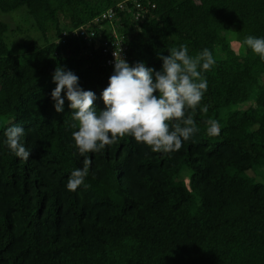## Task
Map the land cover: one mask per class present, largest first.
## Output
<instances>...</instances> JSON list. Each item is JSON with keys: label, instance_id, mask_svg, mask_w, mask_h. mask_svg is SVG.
<instances>
[{"label": "trees", "instance_id": "trees-1", "mask_svg": "<svg viewBox=\"0 0 264 264\" xmlns=\"http://www.w3.org/2000/svg\"><path fill=\"white\" fill-rule=\"evenodd\" d=\"M19 9L31 26L15 21ZM1 14L0 264H264V182L255 172L264 168V58L243 44L264 38V0H0ZM31 29L39 36L19 38ZM116 43L129 66L155 71L173 47L211 51L196 131L170 153L120 137L85 154L89 174L69 191L84 156L66 98L55 111L52 75L72 71L102 111ZM208 120L219 135L208 134ZM13 125L25 130L27 161L5 144Z\"/></svg>", "mask_w": 264, "mask_h": 264}, {"label": "clouds", "instance_id": "clouds-1", "mask_svg": "<svg viewBox=\"0 0 264 264\" xmlns=\"http://www.w3.org/2000/svg\"><path fill=\"white\" fill-rule=\"evenodd\" d=\"M243 44L264 58V38L249 35ZM113 56V74L101 93L105 108L99 112L94 107L95 93L79 87V78L72 71L57 66L52 75L56 85L51 92L55 111H63L66 98L75 121L71 127L78 128L72 137L84 156L83 167L74 169L68 177L69 191H76L89 174L92 161L85 154L98 153L125 135L150 146L153 152L180 150L196 131L193 115L208 87L202 73L215 64L209 49L204 48L193 57L188 54L187 45L169 49L166 56L159 55L162 61L159 71L143 62L129 66L120 50ZM186 108L192 112L185 118ZM201 111L207 113V106ZM170 121H176L171 130ZM207 123L208 134L219 135V122L208 120ZM24 134V128L16 125L4 133L6 146L16 157L27 161L31 150L22 142Z\"/></svg>", "mask_w": 264, "mask_h": 264}, {"label": "rangeland", "instance_id": "rangeland-1", "mask_svg": "<svg viewBox=\"0 0 264 264\" xmlns=\"http://www.w3.org/2000/svg\"><path fill=\"white\" fill-rule=\"evenodd\" d=\"M16 14H17V16H16V18H15V21L18 23V24H20V25H22V26H26V27H29V26H31V18L27 15V14H25L24 13V10H22V9H19L17 12H16ZM7 14H1L0 15V17L2 18V19H4L5 18V16H6ZM233 33V32H232ZM37 36H39V34L37 33V32H35L33 29H31V30H28V31H26V32H24L23 33V35H20L19 36V38H28V39H35ZM229 40H231L230 41V43L232 44V46H233V48L237 51V52H240V54L242 53V47H240L239 46V44L237 43V41H235L234 39H233V35L231 34V35H229ZM255 172L257 173V174H260V175H262V176H264V168H256L255 169ZM251 172H249V174H250ZM260 175H259V181H262V182H264V179H262L261 177H260Z\"/></svg>", "mask_w": 264, "mask_h": 264}, {"label": "built area", "instance_id": "built-area-1", "mask_svg": "<svg viewBox=\"0 0 264 264\" xmlns=\"http://www.w3.org/2000/svg\"><path fill=\"white\" fill-rule=\"evenodd\" d=\"M112 11L111 9L106 10L105 12L101 13L98 17L100 19H107L110 15H111ZM79 34L81 36H83L84 38L86 37V33L85 31L79 29L78 30ZM93 33H91L92 35ZM120 50V55L123 59H125V51L123 49V47L120 45V43H116V45L111 46L110 48H108V51L110 52V57L106 60V62L112 66H114V56L113 53H118ZM104 51L106 52L107 49H104Z\"/></svg>", "mask_w": 264, "mask_h": 264}]
</instances>
